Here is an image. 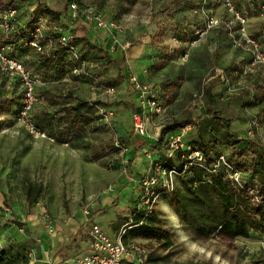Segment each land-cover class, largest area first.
<instances>
[{
	"label": "rangeland",
	"instance_id": "1",
	"mask_svg": "<svg viewBox=\"0 0 264 264\" xmlns=\"http://www.w3.org/2000/svg\"><path fill=\"white\" fill-rule=\"evenodd\" d=\"M32 1L55 11L62 10L67 2V0ZM22 2L27 3V0ZM75 2L80 8L100 9L106 13L119 14L118 16L121 14L119 20L126 25V29L135 25L139 28L134 32L137 36L132 34L130 37V42L140 38L146 44H153L154 46L150 45L149 49L154 52L156 50L153 48L166 51L173 38L181 42L178 35L180 30H183L182 32L187 36L192 35L194 29L200 28L204 23L203 17L196 18L193 15L189 1L182 3L179 0H76ZM234 3L251 19L249 33L264 47V0H234ZM221 4L220 1L214 2L218 16L224 11ZM253 6L256 13L250 15V8ZM27 17L29 18V15L25 13L23 18ZM194 24L197 26H193ZM143 28H146L145 32ZM72 30L77 34L80 31ZM77 42L82 49V61L85 63L79 73H74V64L61 65L42 77L43 73H38L33 66L36 54L30 49L23 51L27 48L22 46L16 50L17 57L26 64L33 75L41 79V85L38 87L39 102L34 110L36 120L47 113L55 117L53 125H62V114H55L56 108L49 105L41 96L47 90L59 95L72 93L83 101H104L111 106L108 109H99L112 111L113 115L105 120L106 116L98 109L96 115L90 119L85 134V142L91 145L85 150L88 161L85 168L82 166L77 172L79 174L59 178L61 182L64 181V187L56 184L54 177H44L36 170L30 171V166L37 168L42 159V156L32 151L34 148L32 143L35 140L14 115L0 116V197L3 199L0 207H11L13 210V218L0 215V236L7 233L5 254L14 261L18 257L14 264H36L39 259L38 255L31 251L40 242L28 240L19 243L20 246L13 249L14 252L10 247L11 242L17 241L15 237L19 228L24 227L25 232L28 231V223L33 219L43 224L45 222V228L48 230L49 220L54 225L60 224L63 220L60 217L63 216L81 221L79 214H83L88 219L95 214L98 216L96 223L109 229L110 233L120 235L130 230L132 227L126 224L125 218L133 214L134 209L130 208L134 201L133 188L136 189L142 184L140 182L142 179L135 178L142 176L135 161L142 160L140 168L143 167L146 173L152 169L153 163L163 159L162 154L167 151V147L162 143L158 141H156L157 145L155 142L151 143L150 141L155 139H151L150 136L157 133L159 140L160 130L164 125L188 117L198 120L185 140L192 138L198 141L200 139L196 130L198 128L202 130L203 138L207 141L211 136L210 133L224 132V125L220 121H216L218 126L214 129L212 127L214 120L201 117L206 108L204 88L213 74H217L221 80V85L216 88L221 90L217 91L219 104L216 108L226 121L231 120V131L243 139L260 138L264 141V121L261 122L264 114L259 115L260 111L264 110V91L255 87L256 84L264 86L259 84V79L264 81V67L254 65L244 45L241 43L237 45L230 34L211 31L200 42L188 47L183 54L182 47L175 50V47L170 48L169 45L175 53H168L166 57L157 60L152 59L153 54L150 61L143 59V55L148 56L146 52L134 59L125 53V72L128 81L135 77L140 82L159 90L161 95L171 91L172 100L162 114H147L145 118L149 128L147 137H140L135 132L133 119L135 104L132 103L128 88L130 81L116 88L115 99L109 96L106 91L111 88L106 87L105 82H110V78L116 76L115 70L111 67L109 73L103 70L102 65L106 64L107 60L86 46L84 35L81 38L77 37ZM102 48L118 60H121L124 53L119 47L116 48V45H113L112 49ZM185 54L188 55L187 58ZM44 83L47 86L42 88L47 89L42 91L41 86ZM244 85L250 86L248 96L244 94L245 98L241 95ZM15 87L19 91L18 83L0 72V93L14 90ZM255 121L258 122V129L254 126ZM250 131L253 137L248 135ZM124 138H131L135 144L136 159L133 148L124 152L121 146L112 152L97 155L95 148L107 147ZM148 142L151 144L148 145ZM144 145L147 147L139 151ZM147 153L151 154V158H148ZM31 173L36 174L32 176ZM246 178L253 184L252 186H258L259 181L255 174ZM45 182L50 183L45 185ZM167 199V196L161 195L157 204L159 215L163 220V229L172 235V246L166 249L162 242L129 239L130 243L138 244L148 250L149 256L152 257L149 264H251L252 261L263 260L264 237L255 233H251L247 239L228 240L213 234L207 240L194 241L182 227L179 217L170 208ZM36 204L38 208L35 210ZM121 204L122 208H120ZM116 208L120 209L116 211ZM104 209L105 213H101ZM118 213L122 215L116 216ZM123 215L128 216L123 217ZM23 244H26V247Z\"/></svg>",
	"mask_w": 264,
	"mask_h": 264
},
{
	"label": "trees",
	"instance_id": "2",
	"mask_svg": "<svg viewBox=\"0 0 264 264\" xmlns=\"http://www.w3.org/2000/svg\"><path fill=\"white\" fill-rule=\"evenodd\" d=\"M22 1L26 0H0V10ZM75 1L67 0L64 8L60 11L45 8L39 4L36 11L33 14L30 13V16L45 15L51 20L59 22L67 13L69 5L76 3ZM23 4L27 6L28 2ZM197 5L198 2L193 7V10L197 9ZM208 8L210 9V6ZM250 10V15L256 13L255 6L250 8ZM196 15L204 18L201 14ZM203 27L204 23L200 28H195L192 35L187 36L185 32L183 36L182 33L181 36L179 35L180 40L183 39L184 43L182 54L192 45V41L196 40V37H194L195 32ZM28 29L29 23L26 28L19 30L17 33L9 37L4 36L1 40V45L14 43L18 38L25 36ZM50 36L54 39L57 37L52 34ZM85 37L86 46L95 50L98 55L107 60V63L102 65L103 70L109 73L111 68H113L116 72V76L110 78V82H105V86L116 89L128 83L130 80L128 81L125 72V56L123 55L121 60L115 59L101 46L92 44L88 34L85 33ZM134 45L132 44L131 47ZM21 46L24 47L21 44L13 46L12 54L16 59L24 63L16 55L17 48ZM24 48L27 49L23 51L30 49L36 54L33 66L38 73H43L42 77L47 76L45 74L61 65L68 66L74 64L77 67L83 62L82 55L80 61L70 60L66 55L65 49L59 47H54L45 53H38L30 47ZM220 85V77L217 74H213L212 79L204 88L206 108L201 117L214 120L215 123L212 126L214 129L218 126L216 125V121H220L224 125V132L221 134L210 133L211 136L209 141H207L203 138L202 130L198 128L196 129L200 137L198 141L192 138L191 140H185L187 139L186 135H190V132L183 138L186 147H190L192 150H197L201 153L203 157L201 163L190 162L188 159L190 152L185 149L179 150L172 156H169L171 153L168 141L169 136L173 135L172 133L174 132L181 134L182 130L188 127L192 130L198 119L188 117L182 121H172L162 127L158 142L166 146L167 151L164 153L165 156H162L163 159L155 163L163 164L167 170L174 169L177 174L174 178L175 187L173 191L168 192L162 188V185L160 186V191L165 192L163 195L167 196L170 208L179 217L182 227L192 236L194 241L207 240L213 234L228 240L247 239L251 236V233L264 237V141L257 138L243 139L231 131V120L226 121L215 108L217 99L214 91ZM176 87L178 88L179 85L177 84ZM255 87L258 90L264 91V86L256 84ZM167 93H162V97L167 100L166 106L172 100V96H170L171 91H167ZM41 96L49 105L56 108L55 114H62L61 120L63 122L62 125H53L52 122L55 117L47 113L42 114L36 120L33 113L37 128L46 133V135L48 133V136L55 137L59 142L68 144L72 148L91 146L85 142L86 128L91 122L90 119L96 115L99 108H109L111 104L104 101H83L72 93L57 95L50 90L43 92ZM22 98L21 91L15 99L0 97V116L12 114L17 119ZM262 113L264 114V110H261L259 115ZM263 121L264 115L261 122ZM45 124L48 125L45 126ZM118 144L125 148L134 146L131 138L121 139L118 141ZM116 149L118 147L115 142L107 147L95 148L97 155L112 152ZM223 155L229 166L243 173L244 188L237 187L226 174V167L222 163H218L219 158ZM217 164L218 168L216 169ZM252 174H255L259 181L256 187L252 186L253 184L246 178L249 175L252 176ZM251 192H254L255 197L260 199L259 203L253 200L254 196ZM125 221L126 224L132 227L123 236L126 244L130 243L129 239H142L162 242L166 249L172 246V235L163 229V220L159 215L158 204L150 214L139 212L137 209L134 210L132 218H125ZM19 226H22V224H19ZM23 246L26 247V244H23ZM11 250L14 252L13 249ZM5 251L6 245L0 254V264H14L18 260V257L14 261L6 256ZM17 252L18 250L15 253ZM151 261L152 257L149 256L147 264ZM251 264H264V258L262 261H252Z\"/></svg>",
	"mask_w": 264,
	"mask_h": 264
},
{
	"label": "built area",
	"instance_id": "3",
	"mask_svg": "<svg viewBox=\"0 0 264 264\" xmlns=\"http://www.w3.org/2000/svg\"><path fill=\"white\" fill-rule=\"evenodd\" d=\"M211 0H198L196 14H201L205 18L204 27L197 30L194 34L196 40L192 41V45L200 42L212 30L221 28L232 36L237 45L243 44L245 49L249 52L254 65H262L264 67V47L259 40L249 33V24L251 19L236 7L234 0H221L227 17H219L213 13L208 7ZM254 7V6H253ZM24 9L22 2L15 3L7 8L0 10V33L2 36L9 37L27 27L29 29L27 34L18 38L14 43H9L0 46V72L11 77L19 85L23 98L21 107L18 110L17 121L23 125L28 134L34 139L47 138L46 133L40 131L34 120V110L39 102L38 87L41 85L40 77L32 74V72L25 66L24 63L16 59L13 54V46L21 44L24 47H30L38 53L48 52L54 47L65 49L66 55L70 60L80 61L82 49L77 42V35L70 31L72 21H80L81 23L92 26L96 30H102L107 33L124 34L126 32V25L112 17L107 16L104 12L93 8H80L76 3L70 4L66 17L61 21L55 22L45 15H29L28 21L23 19L21 13ZM36 7L29 5V11L33 14ZM264 16V7H263ZM237 27V28H236ZM57 36L56 39L50 35ZM115 43H118L114 37ZM13 44V45H12ZM125 50L127 47H123ZM188 55L185 54V58ZM82 62L79 66L74 68V73H79L80 68L84 66ZM130 89L137 95L138 112L133 114L135 132L140 137H147L149 135L148 123L145 118L147 114H162L166 109L167 100L164 99L159 90L140 82L137 78L130 79ZM106 93L116 98V89H107ZM102 115H105V120H108L113 115L112 111H105L99 109ZM255 128H259L258 122H254ZM191 130L190 127L182 130L179 135H170L169 144L172 156L179 150H187L190 152L188 159L190 162L201 163L203 157L197 150H192L186 147L183 138ZM253 137L252 131L248 133ZM261 140V139H259ZM117 147H120L116 143ZM124 152L128 148L121 147ZM148 158L151 154L147 153ZM219 164L226 167V174L232 182L239 188H244L245 181L243 173L234 170L226 162L225 156L219 158ZM218 168V164L215 167ZM176 171L174 169L167 170L163 164L153 163L152 169L144 174L142 180V192L139 197L137 210L150 214L158 203V199L165 192L160 191V186L168 192L173 191L175 187ZM255 202H260L258 197H255ZM0 214L13 218V210L11 207H1ZM49 231L53 232V222L48 221ZM89 249L88 254L78 257L75 260L76 264H147L149 252L146 248L135 243L126 244L123 240L125 234L121 233L115 239L111 238L100 225L90 224L88 229ZM5 248V243L0 237V254ZM34 250L31 251V253ZM50 264H53L50 260Z\"/></svg>",
	"mask_w": 264,
	"mask_h": 264
},
{
	"label": "crops",
	"instance_id": "4",
	"mask_svg": "<svg viewBox=\"0 0 264 264\" xmlns=\"http://www.w3.org/2000/svg\"><path fill=\"white\" fill-rule=\"evenodd\" d=\"M177 1V0H175ZM186 2L189 1L191 3L192 6V13L196 18H201V16L199 17L198 15H196L193 11V7L197 4L198 0H179V2ZM215 1H220L221 0H211L210 2V10L213 11L214 14H219L217 9L214 6V2ZM28 5L26 6L24 4V9L22 10V17L25 13H27V15H30V11H29V5H32L34 7H38L39 4H37L36 2H33L32 0H27ZM221 6H223L221 4ZM100 10V9H99ZM102 11V10H100ZM104 12V11H102ZM68 13V11H67ZM67 13L64 15V17H66ZM107 16L112 17L116 20H119L118 16L119 14H115V13H106L104 12ZM216 14V15H217ZM218 16V15H217ZM219 17H227V14L225 13V11H223L222 15H220ZM124 18V16H122V19ZM24 19V18H23ZM25 21L27 22L28 19L25 18ZM121 21V20H120ZM194 21V19H193ZM70 26V31L74 32L72 29L74 30H80L78 31V34L75 33L77 35V37L81 38L83 35L85 36V33L88 34V37L90 39V41L92 42V44L104 47L106 48H113V45H116V48H120L122 52H124L122 54V56H125L126 59V54H129L131 59H134V57L140 55L141 53L144 54V52H146V54L148 56L143 55V59H147L148 61H150V57L153 54L154 57L152 58L153 60H157L158 58L162 57H166V54L168 53H175L176 49L179 48H184V43H183V39L180 40L181 42L178 41V39H172L169 44H168V48L166 49V51H161V49L157 48H153L154 51H151L150 45L154 46L153 44H146L143 41L140 40V38H136V41L131 40L132 42H130V37L132 36V34H134V36H137V32L139 30L138 26H128V28L126 29V32L122 35V34H117L116 32H114L113 34L111 33H107L105 31L102 30H96L95 28H93L92 26H88L85 25L83 23H81L80 21H72L71 24H69ZM193 26H197V25H193ZM197 28V27H196ZM146 31V28H143V32ZM183 30H180L179 34L181 36H183L182 32ZM212 32H218V33H225V31H223L221 28H217L212 30ZM114 37H116V40L118 41V43H115ZM4 38V36L1 35L0 33V45H1V40ZM182 38V37H181ZM129 39V40H128ZM137 42V43H135ZM132 44H135L133 47H131ZM174 48L175 50L173 51V49L169 48ZM123 47H127V49L125 50ZM127 50H130L127 52ZM154 52V53H153ZM112 56V55H111ZM113 57V56H112ZM115 58V57H113ZM122 58V57H121ZM116 59V58H115ZM259 84L260 85H264V81L262 79H259ZM47 86L46 83H44L41 86L42 91L46 90L47 88H42ZM224 86V85H223ZM130 88V87H128ZM16 89V90H15ZM14 90L10 89L9 91L6 92H1L0 93V97H8L10 99H15L18 95V90L15 87ZM248 89H250V86H243L242 90H241V95L242 97L244 96H248ZM40 88L38 89V96H39V91ZM48 91V90H47ZM217 91H221L220 89H215L214 94L215 97L217 99V104H219L218 101V92ZM130 95L132 97V103L135 104V108H134V113L138 112V104H137V95L130 89ZM243 93V94H242ZM246 93V95H244ZM59 95V94H57ZM220 95V94H219ZM245 98V97H244ZM167 108V106H166ZM216 108V106H215ZM108 109V108H106ZM217 110V108H216ZM219 111V110H217ZM161 131V130H160ZM173 135H179V132H174L172 133ZM159 134L156 133V135H152L150 136L151 139H155L150 141L151 143L158 141L157 136ZM34 139V138H33ZM260 139V138H257ZM35 141L32 143V145H34V148L32 149V151H35L34 153H37L38 156H42V159L40 161V164L37 166V168H33L32 166H30V171L32 172L33 170L38 171V174L43 175L44 177H54L56 184H58L59 186H63L64 181L61 182V180L59 178L62 177H69V176H73V175H77L81 170V167L83 166L85 168L86 166V162L88 161L85 155V150L86 148L84 147H79V148H72L70 145L68 144H64L59 142L55 137H50L48 136L47 138H43V139H34ZM133 142V141H132ZM148 142V145H150L151 143ZM145 147L147 146H143V148L139 149L140 150H144ZM134 149V158L136 159V154H137V148L135 147V144L133 147H130ZM129 150V148H128ZM43 154V155H41ZM83 155V156H82ZM44 156V157H43ZM162 156H165L164 153L162 154ZM137 164V169L139 172V174H141V177H135L136 180L137 179H142L144 177V170L143 167L140 168V165L142 163L141 159H137L135 161ZM77 166V167H76ZM27 167V166H25ZM36 173H31V175L33 176ZM130 175H132V173L130 172ZM131 180L133 178H130ZM142 180L140 182H142ZM134 181V180H133ZM131 184V181H129ZM128 182V183H129ZM50 182H45V185L49 184ZM63 189V188H62ZM142 184L138 185L136 189L133 188V204L130 206L131 209L136 210V206L139 202V196L141 195V190H142ZM1 201H3V199H1L0 197V206H2ZM24 202L26 203V200H24ZM36 208L35 210L38 208V204H36ZM170 206V205H169ZM118 207V206H117ZM1 208V207H0ZM19 208V207H18ZM66 208H68V206L66 205ZM122 208V204L121 207ZM120 208H116V211ZM124 209V208H123ZM121 209V210H123ZM133 210V211H134ZM105 209L103 210V212L101 213H105ZM125 211V210H124ZM88 213V212H86ZM117 213V212H116ZM2 215V214H0ZM80 218L82 219L80 221V219H78L79 221H76V219H71L68 217H60L62 220V222L60 224H54L52 226V228L55 230L53 233H50L48 230H46L45 228V222L44 224L42 222H36V219L30 220L31 222H29V228L28 231L25 232L24 227L19 228V232L16 234V239L17 241L11 242L10 247L11 249H17L19 243H24L28 240L30 241H37L39 244L36 245L37 247L34 248V252L35 254L38 255L39 259H37L36 264H50V260H52L53 264H76L75 260L78 257H82L86 254H88V249H89V239H88V229L90 227V224H98L102 227V229L111 237V238H116L118 236V234L110 233L109 229H107L106 227H104L103 225H101L100 223H96V219H97V215L93 214L91 218H86L83 214H79ZM118 215H122V214H117ZM128 216V215H127ZM124 216L123 217H127ZM132 218V215L129 217ZM1 221V220H0ZM22 222H27L25 220H22ZM2 223H4V221H2ZM28 227V226H27ZM10 229H8L9 231ZM11 233V231H9ZM56 232V233H55ZM7 235V233H5L4 235H1V239L4 241L6 247V241H5V236ZM20 246V245H19ZM17 251V250H16ZM44 258H47L46 260Z\"/></svg>",
	"mask_w": 264,
	"mask_h": 264
}]
</instances>
